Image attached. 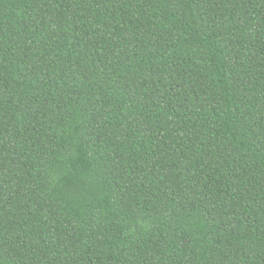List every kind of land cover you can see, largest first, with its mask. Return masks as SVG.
Masks as SVG:
<instances>
[{
    "label": "trees",
    "instance_id": "16d2710c",
    "mask_svg": "<svg viewBox=\"0 0 264 264\" xmlns=\"http://www.w3.org/2000/svg\"><path fill=\"white\" fill-rule=\"evenodd\" d=\"M0 264H264V0H0Z\"/></svg>",
    "mask_w": 264,
    "mask_h": 264
}]
</instances>
